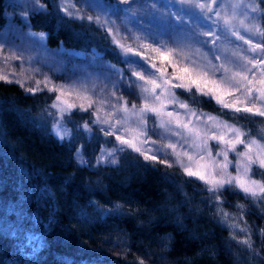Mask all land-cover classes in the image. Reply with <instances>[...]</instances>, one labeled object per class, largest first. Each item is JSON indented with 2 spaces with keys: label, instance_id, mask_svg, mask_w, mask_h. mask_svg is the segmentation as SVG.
Returning a JSON list of instances; mask_svg holds the SVG:
<instances>
[{
  "label": "trees",
  "instance_id": "obj_1",
  "mask_svg": "<svg viewBox=\"0 0 264 264\" xmlns=\"http://www.w3.org/2000/svg\"><path fill=\"white\" fill-rule=\"evenodd\" d=\"M6 1L0 29L6 25ZM33 1L25 25L44 33L48 48L82 69L126 68L103 28L68 17L60 0ZM169 4L171 12L181 7L175 0H133L134 17L119 13V23L131 26L125 42L136 46V36L149 32L166 43L183 40L180 28H188L171 26L176 22L168 16ZM27 87L0 81V264H264V205L239 192L223 196L230 222L251 232L253 252L232 238L233 231L245 233L223 220L202 182L128 147L115 152L116 163L108 162L112 157L97 163L101 149L112 144L102 125L93 123V110L73 109L65 116L71 133L61 140L46 123L56 93L32 94ZM176 91L192 108L237 122L257 138L264 135L261 118L234 115L195 89ZM237 204L245 205L247 225Z\"/></svg>",
  "mask_w": 264,
  "mask_h": 264
},
{
  "label": "snow or ice",
  "instance_id": "obj_2",
  "mask_svg": "<svg viewBox=\"0 0 264 264\" xmlns=\"http://www.w3.org/2000/svg\"><path fill=\"white\" fill-rule=\"evenodd\" d=\"M118 3L130 6L122 11L133 17L136 15V9L131 7L133 0H118ZM175 3L181 5L176 12H171V4L166 5L168 16L176 22L171 26L175 28L189 23L185 18L184 6H187L188 9L198 10L188 13L197 17L195 28L189 32L181 27L180 31L186 33L184 39H173L170 43L149 32L143 38L136 36L140 43L133 46L125 42L126 37L120 35L119 26L107 14L109 10L120 11L117 4L89 0L88 7L96 12L93 15L79 6V0H65L60 6L64 14L103 28L124 57L126 68L109 65L115 77L111 83L112 99L98 102L85 96L83 99L87 101V107L84 103L68 104L62 100L61 97L73 94L68 90L70 86L56 85L49 77L35 80L34 85L25 90L32 94L45 90L57 93L52 107L59 109L61 120L65 113L70 116L73 109L93 110L96 117L93 123L107 125V128L101 127L100 131L119 142L117 147L107 151V155L102 150L97 163L108 160V157H112L109 163H116L115 152L128 147L153 163L167 168L179 166L186 177L202 182L223 220L232 229L240 228L245 233L240 237L233 231L232 238L237 244L255 252L251 232L246 227H240L239 223L230 222L231 214L223 210V196L225 191L239 192L245 199L264 205V135L257 138L251 130L237 126V122L230 123L220 116L192 108L187 101L181 100L176 90L191 93L195 89L234 115L244 114L245 119L259 117L264 121V8L260 6L264 0H236L231 5V14L224 10L222 0H175ZM39 6L46 8L44 4ZM142 7L147 8L148 5ZM151 7L155 9L156 5L152 4ZM235 9H241L239 15L244 17L238 20L239 26L244 32L261 38L260 42H253L237 30L233 23L238 19ZM250 13L257 15L250 16ZM200 22L207 30L201 28ZM39 35L44 37L45 34ZM205 37L210 39H203ZM231 37L248 45L246 52L251 55L242 52H234L232 57L217 54L224 51L217 42L222 38L230 42ZM205 47H208L207 51H204ZM3 53V48H0V57L5 64L13 59H22L19 55ZM10 75L15 77L22 73L13 70ZM0 81L25 86L22 79H9V73L4 69H0ZM124 90L135 93L141 104L137 106L134 101L129 104L123 95ZM76 95L78 99L81 98L79 93ZM105 105H108V110ZM101 111L106 113L103 118L99 115ZM117 113H123V116L113 119ZM150 118L153 121L152 129L148 126ZM84 128L91 130L87 123ZM155 128L163 129L168 135L179 139H169L167 143L163 142L164 137L160 141L153 140L150 132ZM54 130L61 140L65 138L60 134L63 129L59 122L54 125ZM212 141H215V145ZM213 147L217 149L215 153ZM79 162L86 163L82 157ZM236 207L241 210L240 219L243 220L245 205L237 204ZM243 223L247 225L246 220ZM261 232L264 234V230ZM140 264H144V261L141 260Z\"/></svg>",
  "mask_w": 264,
  "mask_h": 264
},
{
  "label": "rangeland",
  "instance_id": "obj_3",
  "mask_svg": "<svg viewBox=\"0 0 264 264\" xmlns=\"http://www.w3.org/2000/svg\"><path fill=\"white\" fill-rule=\"evenodd\" d=\"M2 1L3 0H0V12H2L3 10ZM60 2L64 3L65 0H60ZM88 2L89 0H79V6L83 7L88 12V14L95 15L96 12H94L92 8L88 7ZM104 2L110 4H117L118 8L121 9L120 11L109 10L107 14L111 17L112 20L116 22V25L119 26L120 35L127 38L129 36L128 30L131 29V26H125L119 23V13L124 12L122 11V9H124L126 5L119 4L118 0H104ZM235 2L236 0H222V4L225 6L224 10L228 14H231V12L233 11L231 5ZM6 5V25L0 29V48H3L4 55L14 54L22 57V59L10 60L8 64H5L2 57H0V69L6 70L7 73H9V78H20L24 80L29 87L34 85L35 80H42L44 79V77H49L51 81H53L56 85L70 86L68 90L72 91L73 94L71 96L65 95L61 97V99L66 100L68 104L84 103L85 107H87V101L83 99L85 96H90L98 102L106 98L112 99L110 97L111 83L115 79V77L112 75L109 68L102 72V68H99L98 66H94L92 69H82L78 65V62H76L75 64L68 62L70 59L63 56L62 52L48 48L46 46L44 42V37H41L39 35L40 33H42L41 31H33L25 25L26 16L29 13L28 11H30V9L36 5L33 0H18L17 3H15L14 1L12 3L10 2V0H7ZM184 7L185 18L189 21V23L183 25L187 27L190 31L195 28L196 23H198V21L195 14L189 16L188 13L190 11L196 13L198 12V10L188 9L187 6ZM235 11L238 14V19L234 20L233 23L236 24L237 30H239L241 34L245 35L247 38L252 39L253 42H259V37L244 32V29L239 26L238 20L244 19V17L242 15H239L241 9H235ZM254 15L257 14L250 13V16ZM159 20L160 22H162L160 18ZM180 26L181 25H179L178 27ZM200 26L201 28H204V24L202 22H200ZM204 30L207 29L204 28ZM165 35H167L168 37L169 33L167 32ZM161 38L163 37L161 36ZM203 39L210 38L205 37ZM217 44L221 49L224 50L223 52L217 53L222 56L232 57V54L234 52H242L251 55V53L246 52L248 45L244 44L242 41L235 39V37H231L230 42L223 40L222 38V40L218 41ZM207 50L208 47H205L204 51ZM214 62L219 63V61ZM13 70H15L17 73H22V75H18L15 77L11 76L10 73ZM77 93H79L81 97L80 99L77 98ZM123 95L129 101V104H131V102L133 101L137 104V106L141 104V100L137 97L135 93L124 90ZM54 100L55 99H53V102ZM104 107L106 110H108V105H105ZM196 109L198 111H202L203 113H210L213 116H217L208 110L198 108ZM179 111L183 112L184 110L180 109ZM105 114V111H101L99 113L101 118H103ZM65 116H68V114L65 113L64 117ZM122 116L123 113H117L115 117H113V119H119ZM94 119H96L95 115ZM57 122L62 125L63 130L60 134L64 135L65 138L68 137L71 133L69 125L66 123V120L64 118L61 120V113L59 109L51 107L49 114H47L46 117V123L55 134L56 131L54 130V125ZM132 122H134V118H132ZM148 126L150 129L153 128V121L151 118L149 119ZM102 127L107 128V125H102ZM150 136L151 139L157 141H160L162 137H164V143H167L169 139L173 141L179 139L178 137L168 135L163 129L160 128H155L153 131H151ZM107 137L110 139L112 146H110V148H102L100 151L101 155L102 150L104 155H107L108 150H111L114 147L118 146L119 142L116 141L114 137ZM125 138L129 137L125 136ZM211 143L215 145V141H212ZM158 146L159 145H146L145 147ZM216 150L217 149L213 147L214 153Z\"/></svg>",
  "mask_w": 264,
  "mask_h": 264
}]
</instances>
